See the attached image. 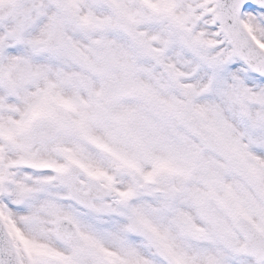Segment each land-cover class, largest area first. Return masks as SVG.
Wrapping results in <instances>:
<instances>
[{
	"label": "snow or ice",
	"instance_id": "snow-or-ice-1",
	"mask_svg": "<svg viewBox=\"0 0 264 264\" xmlns=\"http://www.w3.org/2000/svg\"><path fill=\"white\" fill-rule=\"evenodd\" d=\"M0 264H264V0H0Z\"/></svg>",
	"mask_w": 264,
	"mask_h": 264
}]
</instances>
